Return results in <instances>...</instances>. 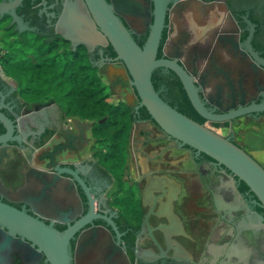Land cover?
<instances>
[{"label": "flooded vegetation", "instance_id": "1", "mask_svg": "<svg viewBox=\"0 0 264 264\" xmlns=\"http://www.w3.org/2000/svg\"><path fill=\"white\" fill-rule=\"evenodd\" d=\"M129 1L139 8L121 12L119 18L142 46L149 30L144 14L153 3ZM196 2L208 8L193 10L190 4ZM13 11L17 17L0 11V113L12 125L10 137L0 145V202L37 217L35 210L45 224L65 230L89 211L80 183L61 170L67 168L86 186L93 213L110 219L118 232L106 218H90L69 239L70 264H264V208L255 194L224 165L166 133L138 104L133 89L119 100L134 106L128 107L131 119L120 164L107 160L106 145L100 152L92 133L94 122L67 115L54 101L26 98L3 69L1 60L9 62L24 40L34 46L39 40L45 47H84L99 74L101 61L115 53L98 28L93 29L84 0H20ZM250 27L252 49L264 60V0H169L157 58H166L168 52L178 56L180 65L186 60L195 71L189 75L205 106L220 113L205 99L213 96L217 84L205 77L209 58L214 56L219 66L232 70L231 58L238 54L239 69L249 73L251 66L239 52L245 51L240 43ZM175 36L180 38L178 45ZM232 37L237 49L225 40ZM153 76L165 102L177 110H194L176 73L157 67ZM199 80L203 85L196 83ZM258 80L259 84L246 82L243 103L239 96L231 99L225 89L220 105L234 103L230 109L235 110L261 103L264 89L258 88L264 86V69ZM240 118L261 124L264 111L227 121L203 118V123H220L228 130L225 136L239 144L231 123ZM4 132L0 122V135ZM36 196L37 201L31 199ZM37 250L21 235L0 227V264H46L44 255L31 253Z\"/></svg>", "mask_w": 264, "mask_h": 264}, {"label": "water", "instance_id": "2", "mask_svg": "<svg viewBox=\"0 0 264 264\" xmlns=\"http://www.w3.org/2000/svg\"><path fill=\"white\" fill-rule=\"evenodd\" d=\"M19 1L13 0L8 3H0V11L4 10L8 12V17H17L13 11V7ZM150 1H152L153 7L151 8L148 5L144 14L148 17L147 25L149 26V30L144 44L140 46L119 18L121 12H133L134 8H139L138 5L129 0H112V4H109L106 0H84L92 23L94 24L93 29L98 28L103 38L110 44L115 53L113 58L101 61L99 73L105 71V68L109 64L121 66L126 79L117 80L125 87L135 91V100L147 110L151 118L166 133L224 165L249 187L264 208L263 165L239 144L231 140L230 137L220 135L204 123L201 124L193 120L165 102L154 88L151 80L152 72L157 67H165L176 73L194 110L206 120L227 121L241 117L246 113L264 111V100L259 104L252 103L245 108L239 107L235 110L230 109L235 106L234 103L224 107L220 105L225 89L228 90V95L231 99L239 96L241 98L239 102L243 103L242 97L245 94L243 88L246 86V82L252 83L253 80H256L257 84L260 83L258 76L263 73L264 60L252 49L250 40L253 27H250L246 41L240 43V47L245 49V51L239 52L240 55L248 60L251 66L249 73H245V71L239 69L241 62L238 59V54L233 55L231 58L232 70L230 68L225 70L219 66L214 56L209 58V67L205 77H208L210 80H217V84L213 90V96L215 98L212 95H205V99L209 104L218 106L221 111L220 113H214L205 106V101L199 96L198 87L195 85L193 77L191 76L195 75V71L189 66L186 60L182 59V64L180 65L177 62L178 56L171 55L168 52L166 53V58H157V49L161 39L165 9L169 0ZM190 7L193 10H201L206 7L208 8V5L196 2L190 4ZM20 25L22 29L25 27L21 20ZM173 40L177 45L181 43L180 38L176 36ZM225 40L237 49L238 43L233 37ZM196 83L203 85L200 80ZM261 89H264V86L259 87L258 91ZM51 106L56 107L57 104L52 103ZM127 106L130 109H134L133 105L127 104ZM0 122L4 124L5 130L0 135V145H3L12 133V125L1 113ZM61 170L70 172L77 179L89 200V211L65 230L61 232L57 231L52 227L51 222L45 224L39 219L41 215L35 210L34 214L37 217L25 214L0 202V227L17 233L28 242L36 245L38 250L32 251L31 253L38 257L44 255L47 260L46 264H70L68 250L69 239L78 226L92 217L106 218L118 234L110 219L103 215L93 213L91 196L77 174L67 168H62ZM31 199L37 201V196L31 197Z\"/></svg>", "mask_w": 264, "mask_h": 264}, {"label": "trees", "instance_id": "3", "mask_svg": "<svg viewBox=\"0 0 264 264\" xmlns=\"http://www.w3.org/2000/svg\"><path fill=\"white\" fill-rule=\"evenodd\" d=\"M16 51L9 62L1 60V65L26 98H52L67 115L97 120L92 133L97 142H106L107 160H120L122 164L131 114L124 102L109 100L108 87L84 47L72 50L65 43L45 47L39 40L34 46L24 40ZM151 80L157 89L153 72ZM178 111L201 124L204 122L193 109Z\"/></svg>", "mask_w": 264, "mask_h": 264}, {"label": "rangeland", "instance_id": "4", "mask_svg": "<svg viewBox=\"0 0 264 264\" xmlns=\"http://www.w3.org/2000/svg\"><path fill=\"white\" fill-rule=\"evenodd\" d=\"M103 82L107 85L108 87V92L110 93V98L109 100L113 102H118L119 100L113 96L112 92L110 91V88L108 86V81L106 78H102ZM38 102H49V101H54L56 103H59L58 101L48 98V99H37L34 100ZM62 108V107H61ZM70 116V115H69ZM73 118H79L80 120L83 121H90L94 122L96 124L98 121L97 120H92V119H87V118H80L77 116H72ZM206 126L209 128L217 131L220 133L223 131L227 135L228 130L225 129V127H221L220 123L212 124L210 122H205L204 123ZM227 125V124H226ZM225 126V124H224ZM231 127L233 129L234 133V138L235 140L248 152L250 153L254 158H256L253 153L259 154L261 158H264V123H255V122H249L246 123L242 118L236 119L231 123ZM103 145H107L106 142H100V152H103L102 147ZM257 159V158H256ZM259 162H261L260 159H257ZM262 163V162H261ZM264 165V163H262Z\"/></svg>", "mask_w": 264, "mask_h": 264}, {"label": "crops", "instance_id": "5", "mask_svg": "<svg viewBox=\"0 0 264 264\" xmlns=\"http://www.w3.org/2000/svg\"><path fill=\"white\" fill-rule=\"evenodd\" d=\"M99 76L103 79H107L108 86L113 96H115L118 100L124 101V96L127 95L129 88L124 87L122 84L120 85L117 81L118 78H125L122 67L117 64H109L105 68V71L99 73ZM126 102H131V98H127Z\"/></svg>", "mask_w": 264, "mask_h": 264}, {"label": "clouds", "instance_id": "6", "mask_svg": "<svg viewBox=\"0 0 264 264\" xmlns=\"http://www.w3.org/2000/svg\"><path fill=\"white\" fill-rule=\"evenodd\" d=\"M219 134H220V135H224L225 133H224L223 131H221ZM253 155H254L257 159H260L262 163H264V158H261V157L259 156V154H257V153H253Z\"/></svg>", "mask_w": 264, "mask_h": 264}]
</instances>
